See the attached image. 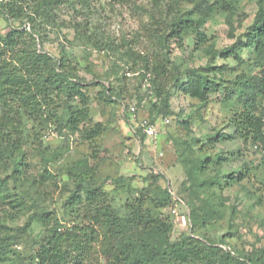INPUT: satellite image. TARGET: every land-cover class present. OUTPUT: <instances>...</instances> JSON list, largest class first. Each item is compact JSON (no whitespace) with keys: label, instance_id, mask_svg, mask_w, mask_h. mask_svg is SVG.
Segmentation results:
<instances>
[{"label":"rangeland","instance_id":"obj_1","mask_svg":"<svg viewBox=\"0 0 264 264\" xmlns=\"http://www.w3.org/2000/svg\"><path fill=\"white\" fill-rule=\"evenodd\" d=\"M261 8L264 0H0V36L13 27L28 30L36 51L52 60L65 56L94 98L91 122L78 126L72 111L82 107L78 97L53 93L29 108L13 103L23 125L0 136V179L9 178L24 207L13 215L0 205V264L36 263L34 246L48 233L43 212L66 226L79 219L65 200L75 173L85 170L80 160L86 180L107 192L113 210L127 216L143 195L144 207L171 227V242H181L188 258L165 256L159 264H264L263 142L240 122L245 112L264 111V92L257 89L248 104L239 92L261 76L264 58L255 44L242 46L239 58L219 54L246 40ZM144 55L165 58L167 114L158 109V82L150 73L142 80ZM197 77L223 85L200 100L183 89ZM103 88L118 100L97 99ZM4 112L0 106V122ZM145 120L157 124L156 137L139 132ZM96 123L103 131L86 137ZM24 153L26 169L15 166ZM46 170L56 179L37 185L27 179L39 180ZM150 173L163 177L148 179Z\"/></svg>","mask_w":264,"mask_h":264},{"label":"trees","instance_id":"obj_2","mask_svg":"<svg viewBox=\"0 0 264 264\" xmlns=\"http://www.w3.org/2000/svg\"><path fill=\"white\" fill-rule=\"evenodd\" d=\"M6 6L10 12L13 11L14 4L11 1H8ZM245 37L246 40L239 38L233 46L222 50L220 56L239 58L238 51L242 46L255 44L257 51L264 58L263 8L257 13ZM35 44L33 34L26 29L20 30L19 27H13L4 36H0V106L5 111L4 119L0 122V136L8 135L7 127L20 128L23 125L21 112L13 110V103L29 108L39 104L41 100L51 99L50 95L53 93L57 98L67 95L70 99L77 97L80 99L82 107L72 109L75 113L73 123L76 126L83 121L87 123L92 120L91 97L86 90L88 86L69 69L65 56L52 60L47 52L38 53ZM142 58V80L150 73L154 77L152 78L154 82H158L154 89L156 95L161 98L158 109L159 112L167 114L170 94L165 81L168 75L165 58L156 56L150 60L146 55ZM221 85H223L221 82L215 83L206 77H197L184 84L183 89L191 96L205 100L211 90H217ZM260 88L264 92V70L255 83L247 82V87L239 89L245 98L244 103L248 104L254 97V92ZM96 98H103L107 102L118 100L112 88H103ZM242 116L240 122L244 129L253 134L255 140L262 141L264 148V111L258 115L245 112ZM138 130L140 132L141 128ZM102 131L101 125L96 123L86 128L84 134L88 138H93ZM21 148L19 144L14 146L19 152ZM6 152H10L9 146L6 147ZM24 156L25 153L22 154V161L17 160L15 166L23 164L26 169ZM79 165L80 168H85L84 172L88 168L84 160H80ZM77 170L80 171L79 167ZM83 171L75 173L77 181L72 193L65 200V204L72 210L71 212H76L79 219L66 226L50 211L43 212L48 233L34 246L35 264H101L100 258L105 264H159L165 256L176 261L188 258V252L182 249L181 242H171L169 237L171 227L165 221L154 217L144 207L143 195L129 206L128 215L122 216L111 207L107 192L100 186L90 185ZM161 177H163L161 173L148 175V179L153 180ZM35 178L27 177L37 185L48 179H56V176H51L46 170L41 177L39 176V180ZM8 179H0V205H8L15 209L17 212L9 210L8 213L16 215L24 207V202L15 198L7 184ZM118 179L126 180L127 177L121 175ZM55 184L57 186L56 181Z\"/></svg>","mask_w":264,"mask_h":264},{"label":"built area","instance_id":"obj_3","mask_svg":"<svg viewBox=\"0 0 264 264\" xmlns=\"http://www.w3.org/2000/svg\"><path fill=\"white\" fill-rule=\"evenodd\" d=\"M136 110H137L136 105L131 106L129 109V111L134 113L133 115H135ZM133 119H134V117L132 118V120ZM140 124L141 125L139 126V128H141L147 136H149L151 138H154L157 136V124L150 123L146 120L141 122Z\"/></svg>","mask_w":264,"mask_h":264}]
</instances>
